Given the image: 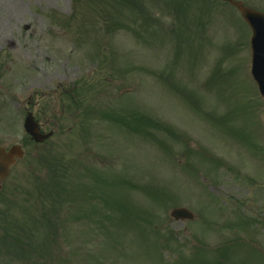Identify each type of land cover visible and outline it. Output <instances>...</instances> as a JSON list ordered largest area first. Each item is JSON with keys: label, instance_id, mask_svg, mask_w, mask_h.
<instances>
[{"label": "rangeland", "instance_id": "1", "mask_svg": "<svg viewBox=\"0 0 264 264\" xmlns=\"http://www.w3.org/2000/svg\"><path fill=\"white\" fill-rule=\"evenodd\" d=\"M142 1L127 6L106 0L103 25L96 5L80 10L73 0H0V98L8 97L0 100V118L11 122L14 110L21 113L37 98L33 111L40 108L52 122L68 100L53 89L67 85L85 112L115 109L120 119L108 118L135 130L134 135L96 122L100 137L84 146L91 151L87 158L78 139L93 131L92 121L72 136L54 139L42 156L61 160L46 163L60 181L54 200H44L41 211L57 212L59 218L49 225L24 223L27 232L20 237L34 232L37 242L24 243L29 249L38 244V251L22 246L9 264H211L221 253L231 263L264 264V184L259 182L264 166L249 154L238 130L252 120L244 108L251 113L264 108L248 72L247 28L220 0ZM238 1L264 8V0ZM73 14L75 36L69 38L56 22ZM156 21L160 33L143 29ZM79 76L86 80L79 82ZM226 113L231 116L224 128ZM44 173L45 164L34 162L22 180L23 191L37 187L38 179L47 178ZM99 175H113L105 186L121 192L110 207V188L101 201ZM69 200L73 221L68 218L67 232L62 220L68 206L62 202ZM23 202L32 205L29 196ZM170 202L187 206L196 221L171 220L176 206ZM234 214L260 218L261 228L247 225L230 233L222 224L241 221L231 222ZM234 238L240 241L227 243ZM9 256L0 254V260Z\"/></svg>", "mask_w": 264, "mask_h": 264}, {"label": "water", "instance_id": "2", "mask_svg": "<svg viewBox=\"0 0 264 264\" xmlns=\"http://www.w3.org/2000/svg\"><path fill=\"white\" fill-rule=\"evenodd\" d=\"M231 3H233V5H235V7L242 13L244 19L247 23H249L253 32L251 40L253 48L251 73L258 85L259 92L264 97V18L256 12L243 8L239 3ZM25 129L31 136H33L34 139H37L33 124L26 121ZM171 216L176 220L183 218L192 219L191 214L185 209H175L171 212Z\"/></svg>", "mask_w": 264, "mask_h": 264}, {"label": "flooded vegetation", "instance_id": "3", "mask_svg": "<svg viewBox=\"0 0 264 264\" xmlns=\"http://www.w3.org/2000/svg\"><path fill=\"white\" fill-rule=\"evenodd\" d=\"M33 107L34 104L30 105V103L28 102L27 107L24 108V111L22 112L23 116L25 115V113H28L27 111H29ZM34 118L38 124L40 132L44 133V131H46V127H48V122L36 118L35 115ZM20 128V125L17 124L15 120H12L8 127L4 124H0V149H3L5 153H9L11 149L20 147L24 153L21 158H14V163L9 168L7 177L0 181V193H2L3 191L2 189L5 182L11 180V187H14V185L16 186L17 179L22 176L23 159L26 157L27 153L26 147L28 146L29 152L34 153L36 152V148L41 146L45 142L44 141L42 144H35L33 141L30 140V138L24 139L23 131Z\"/></svg>", "mask_w": 264, "mask_h": 264}]
</instances>
